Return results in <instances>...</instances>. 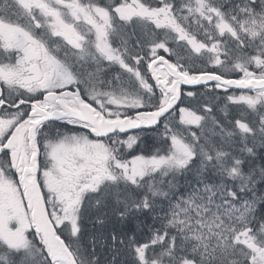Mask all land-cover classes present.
I'll return each instance as SVG.
<instances>
[{
	"label": "snow or ice",
	"instance_id": "obj_1",
	"mask_svg": "<svg viewBox=\"0 0 264 264\" xmlns=\"http://www.w3.org/2000/svg\"><path fill=\"white\" fill-rule=\"evenodd\" d=\"M0 264H264V0H0Z\"/></svg>",
	"mask_w": 264,
	"mask_h": 264
}]
</instances>
